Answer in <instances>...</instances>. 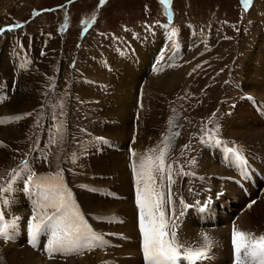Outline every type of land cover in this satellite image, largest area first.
I'll return each instance as SVG.
<instances>
[{"label": "rangeland", "instance_id": "obj_1", "mask_svg": "<svg viewBox=\"0 0 264 264\" xmlns=\"http://www.w3.org/2000/svg\"><path fill=\"white\" fill-rule=\"evenodd\" d=\"M98 5H100V0H0V28L14 24L20 25L13 31H6L0 35V98L2 100L0 102L11 101L19 70L24 75L39 74L42 80L40 97L35 104L27 108L26 112L34 114L32 127L27 129L30 131H26V134L21 136L22 138L15 136L7 143L10 148L5 161L0 165V185L6 186V182L10 178V171L23 167L22 162L27 161V168L33 170L32 172H35L38 177L47 178L49 175L60 173L63 182L69 189H72L71 187L76 183L68 182L72 177L67 174L68 170L65 166V162H67L68 165H80L83 173L89 174V178H82L83 182L80 187H74L73 198L76 200L81 186L87 185V179L91 183L94 181V171L92 166H88L86 149L88 139L94 137L93 139L97 140L95 143L108 151H124L126 148L127 160L121 159V161L127 165L129 170L130 186L128 187L127 182L126 186L129 188V192L120 193L124 197L118 198V200H121L120 204L123 205L126 202L129 206L134 203L131 198L132 193L135 194V182H133L135 179L130 158L132 148L129 146L133 139L131 133L130 140H127L128 143L126 142L124 149H121L119 141L124 140V136L117 134L106 138L99 136L103 135L98 122L102 110L101 104L98 107V112H100L97 114L96 109L93 114L94 118L86 116V120L85 118L83 120L85 116H82L86 109L79 110L76 105L81 107L86 100V103L90 102V106L91 104L96 105L94 96L95 98H105L106 83L112 70H120L121 64L117 62L121 59L120 56L124 55L131 62L142 59H133V55L138 54L135 49V46H138L139 51L149 58L150 65H145L140 74L127 75L123 79L125 80L124 84L128 88L131 87L134 94L132 108L137 110V115L135 114L131 121L133 130L137 129L143 102L149 101L151 97L145 86V79L153 77V75L165 77L169 74L168 72L173 71L177 82L172 85L170 90H164L165 101L161 103L166 107L164 121L156 138L151 141L146 155L158 156L160 150L165 147L163 137L169 136L173 132L179 133L168 146L165 167L171 165L172 170L182 169L181 172H177L180 174V178L185 180L188 177L190 187L193 184L198 186V188H191L192 190L197 191L200 184L202 187L198 193L184 197L183 201L177 204L165 205L166 217L169 221L175 222L176 217L174 216V218L172 214L176 212L178 217L182 216L179 213L183 212L182 206L184 205V212L188 208H193L194 214L198 213L196 236L201 235L199 230L202 227L207 232L224 230L223 233H225L229 225L221 227L217 224L218 226L215 227L211 224L213 219L219 217L218 211L222 205V196L215 200L214 197L205 195L209 191L215 192V195H219L222 191L223 196L226 194L229 197H233L235 194L236 199L232 204L234 216L230 221L228 218L231 214L224 217L229 223H234L249 204L244 202L243 206L239 205L237 199L240 202H243V199H241L242 195L237 196L238 189L235 187H227L222 184L212 188L208 180L209 177L210 180L214 179L215 175L208 176L207 180L199 167L197 158L204 153V150H208L212 161H217L219 167L228 170L233 160L226 151L229 147L217 149L219 148L218 144L215 141L207 142L206 137L209 134L217 136L216 139H220L221 142L229 146H236L240 151V147L236 143L245 140V138L242 139L240 132L236 131V128L241 127H236L233 123L236 111L234 108L238 100L244 101L240 111L247 108L253 111L261 121L257 128L256 126L251 127L253 132L261 129V123H264L259 109L260 103L252 102L253 105H257L256 108L260 112L256 111L255 106L252 110L244 97H241V94L244 93L240 88L247 72L246 63L256 55L261 47H264L262 44L264 40V0H252V4L247 10L241 0H171V4L167 7L161 5L159 0H106L103 6L98 7ZM173 30L176 32L175 36L170 35ZM137 39H141L138 45ZM171 41L176 43L179 54L174 51L176 46ZM262 49L264 50V48ZM178 55H180L177 59L178 62L172 64ZM250 63L254 65V68H257L254 58ZM113 64H118V67L112 66ZM151 66L154 67L153 70ZM165 66L167 68H164ZM194 68L196 70L193 72ZM189 73L192 74L189 75ZM106 77L107 79L103 80ZM253 77L261 80L260 76ZM75 92L80 94L79 97L84 98L76 99L77 103H72V95L74 96ZM262 99L261 97L260 101L264 103ZM81 100L85 101L80 104ZM233 102L235 104L231 105ZM108 115H106L107 118ZM253 118L256 120L254 115ZM170 120H173L174 123L170 124ZM227 122L234 124L235 127L229 126ZM53 123L57 125L55 126ZM0 127H4V125H0ZM251 141V139H246L245 146L248 149H250L248 146L252 144ZM99 146L90 145L89 148L98 151V153L105 152ZM262 148L264 146L260 149ZM252 150H255L254 146ZM241 153L246 157L245 164L255 160L254 155L258 157V160L261 158V154L259 155L257 152L254 154L250 151V154L247 155L244 152ZM45 156L47 160L44 159ZM41 162H44L42 163L44 168H37L36 165ZM261 167L259 166V169ZM59 170H62L64 177ZM114 170L106 169L101 174L102 178L97 176L96 188L98 190L111 189L110 191L118 192L113 188L117 187L118 179L127 174L119 168ZM184 170L194 172V175L200 173V184L193 175L181 174ZM28 173H24L25 177ZM174 173L176 174V172ZM230 173L237 176L233 170H230ZM246 173L248 172L243 175ZM219 176H217V180L220 179ZM157 179H159L158 174ZM224 181L227 182L225 179ZM105 182L108 183L107 186H105ZM163 189L166 194L167 184ZM183 189V185L178 186L173 183L172 195L180 198L182 195L188 194V190ZM262 190H264V186L259 188V191ZM71 192L73 195V191ZM254 194H256L253 201L255 203L252 202L251 205L256 206L260 201L259 193L253 191L251 198ZM125 195L128 199H125ZM201 198H204V201L198 209L195 202ZM133 208L132 211L136 213L135 221L132 222L135 225V233L132 228L134 235L132 239L134 242L137 241V244L139 243L138 238L140 236L142 238V234L138 227V209L135 203ZM207 211L209 213H206ZM28 212H33V208H29ZM99 214L98 216L101 217L102 215ZM219 222L221 221L219 220ZM182 226L183 224H181ZM123 232L120 231L122 235L119 234V238L125 237ZM176 233L180 244L186 241L183 233L177 232V228ZM41 235H39L38 241ZM2 240L0 239V244H4L1 242ZM110 240L107 238V244ZM224 240L225 238L219 243L221 244V241ZM137 247H139V256L143 255L142 246L137 244ZM121 256L123 257L124 254ZM125 256L132 255L126 254ZM209 256L211 255L209 254ZM118 262L120 260L115 258V264H119ZM202 264H205V261Z\"/></svg>", "mask_w": 264, "mask_h": 264}, {"label": "bare ground", "instance_id": "obj_2", "mask_svg": "<svg viewBox=\"0 0 264 264\" xmlns=\"http://www.w3.org/2000/svg\"><path fill=\"white\" fill-rule=\"evenodd\" d=\"M139 42H141V39H137V45ZM262 44H264V40ZM262 48L264 47H261L260 50L257 49L259 51L256 52L255 56H253L254 61H256L257 68H254L253 67L254 65L250 63L253 60V58L250 61H248V63H246L247 72H246V76L244 77L242 87H240L241 90L243 89V93L249 94V96L254 98L251 99V102H253L254 104L257 101L256 99L260 100V98L262 97L263 98L262 100H264V95H263L264 94V54H263L264 50ZM135 49L137 50L138 54L133 55V59L136 60L138 58H142V59L136 62H131L127 58H125L124 55H121L120 56L121 59L117 61L118 64H121L119 67L120 70L119 71L112 70L109 76V80L106 83L107 93L105 98L102 99L100 102L102 106L101 108L102 110L98 118V122L101 128V132H103V135L100 134L99 136L104 138L110 137L112 136V134L124 136L125 139L119 141L121 143V146L119 147L121 149H124L125 143L126 142L128 143L127 140H130V133H131L132 137L133 138L135 137V140L133 141L132 139V141L129 144V146L132 148V151H135L138 155H145L148 152V147H150L149 145H151L150 144L151 141H153L156 138L160 126L163 124L164 121L166 107L165 104H161L162 102L165 101L164 90L165 89L170 90L172 85L177 82V77L175 76V73H173V71H170L168 72L169 74L165 77L153 75V77H147L145 79V86L148 88L151 97L149 98L150 99L149 101L146 100L143 102L142 109L140 111L139 123L138 125L136 123L137 129L136 131H134L131 123L133 117L137 113V110L135 108H132L134 94L132 92V88L131 87L128 88V86L124 84L125 80L123 79L127 77V75L140 74L143 71L145 65H150L149 58H146L144 56V53L139 51L138 46H135ZM120 61L122 62L120 63ZM117 65L113 64L112 66H117ZM153 68L154 67L151 66L152 70ZM18 73L19 74L18 76H16L15 79L16 83L14 85L15 88L11 95L12 98L11 101L10 102L4 101L2 103L0 102V118L23 115L24 113L27 112V108H30L33 104H35L38 101V97H40L41 94L40 90H42L41 89L42 80L40 78V75L39 74H34L33 76L32 74L31 76L24 75L21 74L20 70L18 71ZM253 76H260L261 80H257ZM251 79H253V81H251ZM248 88H250V90H248ZM242 103H244V101L238 100L235 104L234 109L236 111L234 112L235 117L233 123H235L236 127L237 126L241 127V128H236V131L240 132L241 136L243 137L242 139L245 138V140L243 141L241 140V142L236 143V145L239 146L240 151L244 152L246 155L250 154V151H252L254 152V154L255 152L259 153V155L261 154V158L258 160V157L254 155L255 160L251 162H247L246 164L245 162L241 163L239 166L234 160H232L228 170H224L223 168L219 167V165L216 163L217 161L216 162L212 161V159L209 156L208 150H206L207 153L204 150V153L200 154V156L197 158V161L199 162V167L201 168L202 173H204V177L207 178L210 175L212 176V174L215 175L213 177L214 179L210 180L209 177L208 180L207 178L212 188L224 184L227 187L231 186L238 189L237 196L242 195L241 199H243V202H240L237 199L239 205L243 206L244 202L247 199L251 198V194L253 193V191L259 193V200H260L259 203L256 206L251 205V207L249 206L246 207L243 210V213L240 215L239 218H237V220L234 223L232 222L229 223V221H226L224 217L230 213L234 214L232 209V204L233 201L236 199L235 194L233 197H229L226 194H224L223 196L222 191L220 192L219 195H215V192L213 191H209L208 193L205 192L207 193L205 196H210L211 198L214 197L215 200H218L219 197L222 196L221 199L222 205L218 211V215H219L218 218L221 221L222 226L229 225L232 223L239 230L245 232L249 231L259 236L260 234H264V201H262L264 199V190L259 191V189L257 188H252L249 185V183L245 181L244 185L249 191V197L245 198V195L240 191L239 187L236 185V182L233 180V177L241 178L245 180V175H243V173L248 172L251 175L252 180L256 183V185H258L260 181L264 178V148L260 149L262 146H264V123H261V129L257 130L256 132H253L251 130V127L256 126L257 128L260 120L258 117H256L253 111H250L247 108L242 109L240 111ZM260 105L261 107L259 109L261 113L264 114V103H260ZM252 110L254 109L252 108ZM132 113L133 116H131ZM106 115H108V118L106 117ZM253 115L255 116L256 120L253 118ZM33 119H34V114L30 116H24L22 119H19L14 122H9L7 119H4L3 122L0 123L1 126L4 125V127H0V141L3 142V146H0V165L5 161V158L7 157V154L9 152L10 146H7V143H9L12 138H15V136L22 138L21 136L25 135L26 131H30L27 129H30L32 127ZM227 124L229 126L231 125V127L232 125L233 127H235V125L230 122H227ZM249 132H251V134H249ZM93 138L88 141L86 145V149L88 152V156H87L88 166H92L94 171V177H93L94 181H92L91 183L87 179V185L85 186H88V188L86 189L85 187L81 186L79 190V194L75 201L79 205L80 211L83 213L86 221L91 226V228L96 233H102L104 235V239L106 241L105 245L103 247L96 248L92 251L85 250L81 254L63 255L59 252H56L54 253V256L50 258L46 250V245L48 240L51 239V235L49 230H45L44 232L41 233L42 235L40 236L39 241L37 240L35 244L36 250L32 249L31 244L29 243V235H28L27 225L25 224V222L28 224L29 218L32 217L33 215V212H28V209L34 207L37 197L35 196V191L32 192L25 190L21 191L20 184L17 182L13 185L14 190L11 193L5 194L7 196V199L10 200L11 203L10 206H8L4 210V219L5 222L10 221L13 217H19L20 219L15 229L13 238L8 242H5L3 240L1 241L4 244H0V264H6V263L8 264H115V258H118L120 260V262H118L119 264H146V262L141 259V256H139V252H138L139 247H137V244L139 243L136 244L137 241L134 242V240L132 239V236L134 238V235L132 234L133 233L132 228L134 229L135 227V225L132 224V222L135 221V213H136L132 211V208L135 202L131 206H129L127 202L123 205L120 204L121 200H118V198L110 197L111 196L109 195L110 191L109 192L103 191L104 192L103 193L101 190H99L101 193L100 194L88 190L91 189V187H95V188L97 187V183H98L97 176L102 178L101 174L104 171H106V169L114 170L115 168H119L120 170L123 171V173H126L127 175L126 176L122 175L118 179L119 183L115 182L117 184V187H114L113 189H116L121 194L127 193V191L129 190L128 187L130 186L129 172H128L129 170L127 169V165H124L123 162L121 161V159L127 160V155L125 150L126 148L124 149V151H118V150L108 151L103 146L101 145L99 146L98 143H95L97 142V140H94ZM246 139L252 140L251 141L252 144L248 146L250 147V149H248L247 146H245ZM216 140L219 141V143L215 142L218 144L219 147L217 149H222L225 146L238 149L236 146H231V145L229 146L221 142L220 139H216ZM90 145H97L99 146L100 149L105 150V152L98 153V151L90 149L89 148ZM253 146L255 150H252ZM130 158L133 160L132 156H130ZM116 161H118V163H116ZM42 163L44 162H41L37 166L40 165L42 166ZM259 166H262L261 169H259ZM255 169L257 171H255ZM230 170H233L237 174V176L236 175L233 176L230 173ZM218 175L220 176L222 175L221 177L219 176L220 178L219 180H217ZM224 179L227 182H225ZM127 182H128V187L126 186ZM133 182H135V180ZM104 184L105 186H107L108 183L105 182ZM21 193L22 195H20ZM122 197H124V195ZM125 199H128L127 196ZM203 201L204 198H201L195 202V205L197 206L198 209L203 204ZM182 207H183L182 210L184 212L185 206L183 205ZM209 208L211 209V207ZM49 211H51V209H49ZM194 211L195 210L193 208H188L186 212L179 213L182 214V216L179 215L178 217L177 214L176 218L175 217L174 218L176 222L175 224H176L177 232L179 231L180 233L182 232L183 236L185 237L184 239L186 241L190 240L193 243L196 242L198 246L197 248H199L203 246L204 242L202 239V235H198V236L195 235L196 220L199 219V216L197 215L198 213L197 214L195 213L196 214L195 215ZM114 213L118 214L119 218H122L120 223L110 222L112 216H114ZM206 213H209V211H207ZM98 214L102 216L99 217ZM181 224H183L182 227ZM214 225L216 227L217 224ZM129 229H131V231H129ZM110 230L112 231L119 230L121 232L124 231L123 236L125 237L119 238V240L111 239L112 241H115V244H119L118 247H112L110 245V242L109 244H107L108 243L107 238H110V236L106 232L109 233ZM223 231L215 230V232L214 231L206 232L205 234L207 235L210 234L208 236L211 239L213 238L214 235L215 236L219 235L220 240H222L225 238V235L227 234L226 231L225 233H223ZM134 233H135V229H134ZM194 237H198L199 239ZM23 241L25 242V244ZM221 242H222L221 243L222 247L221 249L219 248L218 251L215 253L214 261L209 262L206 259L205 264H209L211 262H213L214 264H224L225 261H228L229 258L228 246L226 247L225 241H221ZM121 254L122 255L124 254V256L126 254L132 256L122 257ZM211 254L212 252H210V255Z\"/></svg>", "mask_w": 264, "mask_h": 264}, {"label": "snow or ice", "instance_id": "obj_3", "mask_svg": "<svg viewBox=\"0 0 264 264\" xmlns=\"http://www.w3.org/2000/svg\"><path fill=\"white\" fill-rule=\"evenodd\" d=\"M105 3L106 0H100L98 7ZM159 3L167 7L171 4V0H159ZM241 3L247 10L252 4V0H241ZM36 14L38 15V13ZM16 27H20V25L14 24L0 28V35L6 31H13ZM175 35L176 32L173 30L171 36ZM41 54L43 55V53ZM195 70L194 68L193 72ZM191 74L189 73V75ZM30 115L32 114L24 113L19 116L0 118V123L4 119L14 122ZM169 123L173 124L174 121L170 120ZM176 126L178 127V124ZM177 135L179 133L173 132L171 135L163 137L165 147L160 150L158 156L138 155L135 151L131 152L138 227L143 238L142 251L146 264H181V260L185 264H202L208 258L213 246V241L207 234L202 235L204 243L199 248L193 249L180 244L177 239L176 224L174 221L169 222L164 211L165 204L171 202V185L174 183L172 166L165 167V156L168 146ZM213 141L219 143L215 136L207 135V142ZM0 146H3L2 141H0ZM226 151L238 166L246 161V157L238 149L229 147ZM44 159L47 160V157L45 156ZM27 163V161H23V167L11 170L6 186L0 185V239L8 242L14 236L20 218L13 217L10 221L5 222L4 210L11 203L5 194L11 193L14 190L13 185L22 181L25 191H35L37 197L33 215L27 224L30 244L35 246L39 235L45 230H49L51 239L47 242L46 250L50 258L56 252L63 255H74L81 254L85 250L92 251L103 247L106 243L104 235L96 233L88 224L73 198L71 189L63 182L60 173L49 175L47 178L38 177L35 172H31L27 168ZM25 172H31V174L25 177ZM157 174L161 181L160 185H157ZM165 178L168 187L167 200L164 192L159 190L163 187L162 182ZM82 187L88 188V186ZM88 190L96 191L94 188ZM248 206L251 207V204ZM231 245L233 264H264V234L257 236L255 233L239 230L233 225Z\"/></svg>", "mask_w": 264, "mask_h": 264}]
</instances>
